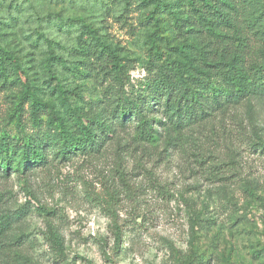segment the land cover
<instances>
[{
	"label": "rangeland",
	"instance_id": "1",
	"mask_svg": "<svg viewBox=\"0 0 264 264\" xmlns=\"http://www.w3.org/2000/svg\"><path fill=\"white\" fill-rule=\"evenodd\" d=\"M150 10L139 0H0L4 42L27 74L0 56V144L58 134L64 112L51 94V52L78 61L74 74L56 66L78 105L89 112L102 106L104 87L86 75L76 55L79 24L67 30L68 19L84 21L117 48L124 91L144 93L155 64L144 19ZM192 37L186 44L197 45ZM27 78L53 110L34 115L30 104H19ZM135 130L133 124L100 153L69 161L47 149V166L0 178L5 209H30L0 236V264H183L190 254L196 264H264V99L218 112L182 135L161 128L157 142Z\"/></svg>",
	"mask_w": 264,
	"mask_h": 264
},
{
	"label": "trees",
	"instance_id": "2",
	"mask_svg": "<svg viewBox=\"0 0 264 264\" xmlns=\"http://www.w3.org/2000/svg\"><path fill=\"white\" fill-rule=\"evenodd\" d=\"M139 3L152 7L144 19L151 25L148 49L155 64L144 93L133 96L124 91L127 73L117 48L84 21L68 19L63 26L67 30L79 24L76 55L83 59L80 63L85 66L86 75L104 87L103 99L99 101L102 106L94 112L80 107L73 98L76 93L56 69L61 65L74 74L79 71L78 61L48 54L51 94L64 112L57 118L58 134L19 144L1 143L0 178H10L13 173L25 176L47 166V149L55 151V158L61 161L98 154L119 131L133 124L137 137L157 142L164 130L169 136L182 135L218 112L264 99V54L257 56L259 48L264 47V0H188L186 5L164 0ZM179 35L182 41H176L181 38ZM190 36L197 45L186 44ZM3 37L0 28L1 58L18 74L27 75ZM42 38L48 41L46 35ZM172 44L173 53L165 52V46L170 48ZM23 86L20 105L30 104L34 115L54 109L53 102L43 100L40 89L29 78ZM2 197L0 194V236L30 212L28 204L13 212L5 209ZM53 239L61 243L58 237ZM121 239L122 234L117 231L116 246ZM196 261V256L190 254L183 264Z\"/></svg>",
	"mask_w": 264,
	"mask_h": 264
}]
</instances>
